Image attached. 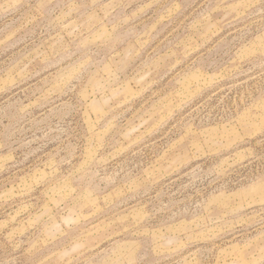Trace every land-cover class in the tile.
<instances>
[{"label":"rangeland","instance_id":"1","mask_svg":"<svg viewBox=\"0 0 264 264\" xmlns=\"http://www.w3.org/2000/svg\"><path fill=\"white\" fill-rule=\"evenodd\" d=\"M0 264H264V0H0Z\"/></svg>","mask_w":264,"mask_h":264}]
</instances>
